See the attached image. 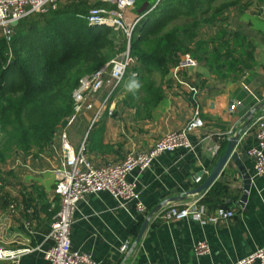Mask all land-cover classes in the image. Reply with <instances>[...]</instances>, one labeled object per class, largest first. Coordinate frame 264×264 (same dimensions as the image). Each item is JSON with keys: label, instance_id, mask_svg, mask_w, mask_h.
<instances>
[{"label": "crops", "instance_id": "0c3cea01", "mask_svg": "<svg viewBox=\"0 0 264 264\" xmlns=\"http://www.w3.org/2000/svg\"><path fill=\"white\" fill-rule=\"evenodd\" d=\"M83 2L88 7L113 6L102 0ZM224 2L229 4L217 11ZM212 7L217 11L214 19L203 22L188 45L198 66L180 75L195 92L172 76L173 62L164 75L154 70L153 86L145 91L132 70L135 61L116 88L106 84L89 97L90 108L72 113L50 143L15 152L2 163L0 247L30 249L16 264H49L43 250L51 245L46 235L59 208L54 171L62 160L61 132L73 151L83 145L92 162L106 164L147 151L156 139L183 128L195 116L203 125L188 133L191 149L164 152L148 167L128 173L146 212L139 213L134 200L116 199L108 191L89 192L72 212L70 247L88 253L97 264H231L264 249V175L255 174L247 153L256 143L251 124L264 117V106L242 129L249 113L264 102V0H216ZM148 11L134 4L125 21L138 22ZM240 129L234 148L239 161L228 159L205 191L193 193L224 151L230 132ZM197 174L202 175L199 183L194 181ZM201 193L208 215L224 207L233 216L208 223L166 220L158 215L161 207L136 242L152 209L161 204L181 207ZM198 240L208 243L207 254L195 253ZM125 243L128 248L121 251ZM0 264L10 262L0 259Z\"/></svg>", "mask_w": 264, "mask_h": 264}, {"label": "trees", "instance_id": "16d2710c", "mask_svg": "<svg viewBox=\"0 0 264 264\" xmlns=\"http://www.w3.org/2000/svg\"><path fill=\"white\" fill-rule=\"evenodd\" d=\"M216 0H136L149 11L134 25L129 52L142 88L152 74L164 75L178 54L189 51L195 30L229 3ZM88 5L64 3L30 14L14 26L9 43L0 36V171L15 152L50 143L73 113L72 92L79 79L125 50L123 33L89 25Z\"/></svg>", "mask_w": 264, "mask_h": 264}, {"label": "built area", "instance_id": "2783aa9c", "mask_svg": "<svg viewBox=\"0 0 264 264\" xmlns=\"http://www.w3.org/2000/svg\"><path fill=\"white\" fill-rule=\"evenodd\" d=\"M70 1L86 0H0V36L9 43L14 34V21L34 13H44L59 5ZM113 5L105 8L92 4L83 15L89 25H104L115 31L122 32L126 38L125 50L117 53L107 63L89 75L79 79L78 86L72 92L73 115L82 108H90L89 97L97 93L106 84L114 89L119 85L129 67L135 63V58L129 52V42L135 22L128 24L125 15L136 0H102ZM198 66V60L190 53L178 54L171 67L172 76L176 81L195 92L180 78L181 72ZM134 75V73H133ZM232 106L230 110H232ZM73 115L69 118L72 119ZM203 125L202 120L195 116L181 129L172 130L155 140L153 145L145 152H130L121 161L106 164H95L84 153V147L73 151L65 133L61 132L62 160L55 169L54 191L59 196L57 209L46 238L51 240V245L43 250L44 258L49 264H97L85 252L74 250L70 247L69 230L72 212L76 203L89 192L108 191L114 198L122 201H135V209L145 213V207L138 200L135 185L127 179L128 173L135 168H146L160 154L179 147L191 149L188 133ZM251 129L256 140L255 145L248 148L247 153L252 159L256 175H264V117H258L251 124ZM201 174L194 177L199 183ZM203 193L186 202L183 206H162L158 215L166 220H180L191 218L200 223L214 222L218 219H229L233 211L218 207L214 213L207 214L200 200ZM13 208V204H10ZM128 248L125 243L121 251ZM29 248L5 249L0 247V259L16 264L19 255L29 251ZM196 254L203 255L209 252V245L205 240H198L194 244ZM264 264V249L257 248L251 253L239 258L231 264Z\"/></svg>", "mask_w": 264, "mask_h": 264}, {"label": "water", "instance_id": "95a60500", "mask_svg": "<svg viewBox=\"0 0 264 264\" xmlns=\"http://www.w3.org/2000/svg\"><path fill=\"white\" fill-rule=\"evenodd\" d=\"M17 23H18V21L13 22L14 25H16ZM263 106H264V102H262V103H260L254 107V109L249 113L248 118L244 124V127H242V129H246V127H248L251 120L253 119V116H254L253 113L257 112L258 110H261ZM242 129H240L237 132H235V130H232L230 132V135L227 138V144H226L224 151L217 156L216 162H215L213 168L211 169L210 173L205 177V179L202 181V183L198 187L193 189V191H192L193 193H199L201 191H205L209 187V185H211V183L219 175L220 171L222 170L223 166L225 165V163L227 162L228 159L239 161L238 160V154L234 150V148L239 141V137L241 135ZM247 190H248V180H245L244 181V192H245V194L247 193ZM245 194L242 197V199L245 198ZM162 206H163V204L159 205L158 207H155L145 217V219H144V221L140 227V230L138 232V235L136 237V242L139 240V238H140L142 232L144 231V229H145L149 219L151 218V216L154 213H156Z\"/></svg>", "mask_w": 264, "mask_h": 264}, {"label": "rangeland", "instance_id": "374dc122", "mask_svg": "<svg viewBox=\"0 0 264 264\" xmlns=\"http://www.w3.org/2000/svg\"><path fill=\"white\" fill-rule=\"evenodd\" d=\"M159 0H156V3L158 2ZM132 9V8H131ZM131 9H129V11L126 13V14H130V12H131ZM134 13H137V12H135V11H133ZM134 16H136V14L134 15ZM130 23H132V22H130ZM130 23H128V24H130ZM137 22H135V24H136ZM122 33V32H121ZM190 51H184L183 53H189Z\"/></svg>", "mask_w": 264, "mask_h": 264}]
</instances>
